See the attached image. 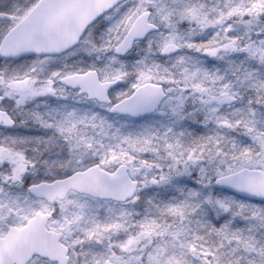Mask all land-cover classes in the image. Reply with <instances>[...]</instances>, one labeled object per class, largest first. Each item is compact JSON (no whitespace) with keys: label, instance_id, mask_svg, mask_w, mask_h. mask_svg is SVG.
<instances>
[{"label":"snow or ice","instance_id":"6c2138e0","mask_svg":"<svg viewBox=\"0 0 264 264\" xmlns=\"http://www.w3.org/2000/svg\"><path fill=\"white\" fill-rule=\"evenodd\" d=\"M0 264H264V0H0Z\"/></svg>","mask_w":264,"mask_h":264}]
</instances>
